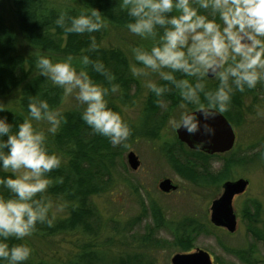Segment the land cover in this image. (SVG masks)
<instances>
[{"label":"clouds","instance_id":"9594fccd","mask_svg":"<svg viewBox=\"0 0 264 264\" xmlns=\"http://www.w3.org/2000/svg\"><path fill=\"white\" fill-rule=\"evenodd\" d=\"M119 8L129 17L125 27L130 33L154 41L149 48H131L140 65H130L132 76H147L146 70H150L171 82L204 121L228 111L234 92L243 93L245 87L252 89L264 81V0H119ZM55 23L66 33L82 34L107 28L108 18L94 7L75 16L62 9ZM97 47L95 37H91L89 50ZM73 59L69 55L53 61L37 53L35 67L65 95L76 92V99L85 105L81 119L93 132L107 137L113 145L127 140L128 124L105 99L110 91H118L119 85L101 86L90 77L87 67L91 65L109 82L115 77L87 55L79 57L82 67L77 71ZM208 77L217 81L215 89L206 86ZM146 87L157 97L166 91L151 81ZM33 121H45L47 133L55 135L64 117L46 100L34 98L28 103V115L14 132L7 118L0 117V171L11 173L0 178V185L11 194L8 198L0 194V264H24L31 255V248L24 243L10 247L6 242L9 237L22 241L38 223L52 227L56 219L44 193L54 182L47 174L59 168L62 160L48 150L45 132L35 128ZM169 123L189 135H212L215 131L207 123L201 124L192 111L180 113ZM261 156L264 158V153ZM62 182V177L55 178V183Z\"/></svg>","mask_w":264,"mask_h":264},{"label":"rangeland","instance_id":"374dc122","mask_svg":"<svg viewBox=\"0 0 264 264\" xmlns=\"http://www.w3.org/2000/svg\"><path fill=\"white\" fill-rule=\"evenodd\" d=\"M5 13L8 15L6 9ZM102 42L109 49L121 50L126 57L129 75L135 79L134 82L130 79L117 82L118 91L111 92L109 96L110 109L119 113L133 130L143 122L145 111L152 102H156V109L164 118L159 122L161 124L157 134L147 132L132 139L129 135L120 144H111L112 151L116 152V169L113 171L115 184L109 190L91 196V202L99 211L100 218L96 222L89 219L88 225L91 230H97V235L70 230L54 233L43 240L31 234L24 241L28 242L32 253L34 251L32 262L73 264L85 249H95L98 251L97 257L104 262L138 255L142 263L172 264V257L182 251L173 243L171 229L175 223L194 218L204 224L206 230L198 234L193 243V251H207L214 264H248L247 261L251 264H264V242L254 238L250 231L251 227L259 230L264 228V158L261 156L264 153V115L257 114L264 113V81H258L255 88L243 93L240 101L230 102V110L236 108L239 113L236 117L238 120L241 118L237 126L230 122L235 132L234 147L228 152L214 155L206 165L202 163L201 167L190 169L181 161L176 165L169 162L164 148L167 143L176 140V128L170 125L169 120L182 112L193 110L191 103L183 99L171 103L168 98L170 85V89L165 87L166 91L159 97L152 93L146 84L151 81L162 85L164 81L158 74L146 70L147 76L133 77L129 71L132 64L140 66L134 60L131 48H149L154 41L141 39L127 28H120L105 36ZM121 74L124 76L125 73ZM209 81L216 82L213 78H209ZM84 107L76 99L74 91L68 95L63 94L62 104L56 110L64 116L74 109L82 112ZM34 127L50 137L45 121H37ZM51 144L55 146L54 141ZM130 152L137 156V169L129 164ZM103 153L99 151L100 155ZM98 157L104 160L101 158L103 156ZM230 158L244 163L228 165L226 159ZM64 163H68V157ZM168 178L176 189L163 192L159 183ZM239 179L248 180L249 183L246 191L233 201L238 225L236 231L231 233L211 223V206L223 193L222 185L226 180ZM48 189L44 195L52 203L51 212L55 213L57 220L66 218L69 210L66 206L62 209L59 207L66 202L53 198ZM251 200L260 204L259 213L255 208L251 209L250 214L245 211V206ZM153 204L161 209L162 226H155ZM163 240L168 242L162 247L160 243Z\"/></svg>","mask_w":264,"mask_h":264},{"label":"trees","instance_id":"16d2710c","mask_svg":"<svg viewBox=\"0 0 264 264\" xmlns=\"http://www.w3.org/2000/svg\"><path fill=\"white\" fill-rule=\"evenodd\" d=\"M90 7L97 8L101 11L102 16L108 18L107 28L92 33L76 34L66 33L63 28L55 23L62 9L66 10L68 15L75 16L80 10H86ZM5 9L8 15L5 13ZM128 19L126 13L119 8V0H0V108L4 109L0 111V117L7 118V121L12 125L13 132L24 117L28 115L30 99L46 100L50 108L54 110L62 104L63 90L52 85L51 81L40 75L35 67L37 53L47 55L53 61L63 60L71 55L74 58L73 64L77 67V71L82 67L79 64V57L87 55L93 62L102 63L105 69L115 77L113 81L109 82L104 75L93 71L89 65L87 71L90 77L103 87H110V83L117 84L122 79H130L131 82H134L135 79L129 75L125 55L119 49L105 47L102 42L105 36L112 31L126 28L125 23ZM91 37H95L98 45L93 51L89 50ZM122 67H124L123 70ZM121 72L125 73L124 76ZM175 75L177 78H182L180 73H175ZM166 83L168 84L166 85ZM216 85L217 81H209L207 78L206 86L209 89H215ZM160 86L164 88L168 86L171 90L168 94L171 103L182 100L178 91L172 87L171 82L164 81ZM248 89L245 87L243 93L247 92ZM243 93L234 92L231 101H240ZM110 94L111 91L105 97L108 107ZM156 105V102L150 103L145 111V119L140 126L136 127L135 130L133 127H129L131 139L138 134L143 135L148 132L152 135L158 133V127L161 124L159 122L163 120L164 116L156 109ZM192 109H194L193 106ZM234 109L233 111L229 108L223 114L232 124L237 126L240 124L241 118L238 120L236 114L239 113L236 108ZM63 117L64 122L57 133L55 135L50 134V137L47 136L48 150L55 152L62 160L59 168L47 174L54 181L49 187L48 193L53 198L66 202L69 215L64 219H55L52 227L38 223L32 234L43 238V240H47L54 233L70 230H81L83 233L96 236L97 230L90 229L88 220L99 221L100 213L91 202V196L105 192L109 190L111 185L115 184L113 171L116 169V152L112 151L109 139L93 132L91 127L81 119V110L68 111ZM36 122H32L33 126ZM51 141L55 142V146L51 144ZM164 149L169 162L174 165L183 162L184 166L190 169H197L201 167L200 164L202 163L206 165L213 157L200 151H191L177 138L172 143H167ZM99 151L105 153L100 155ZM98 156H103L101 158L104 160ZM66 157H68L67 164L64 163ZM226 161L228 165L239 164L240 162L233 158L226 159ZM240 163L244 162L241 161ZM9 175H11L10 172L0 171V178ZM56 177H62L63 182L55 183ZM204 181L208 180L205 179ZM0 194L6 198L11 195L2 185H0ZM39 195L37 194L38 197ZM73 205L76 206L73 207ZM252 208H255L259 213L261 206L256 200H251L245 206V211L250 214ZM152 211L155 226H162L161 209L153 204ZM205 230L204 224L199 220L186 218L173 225L171 229L174 238L173 243L181 248L184 253L192 252L193 243L198 234L204 233ZM250 231L254 238L264 242V228L259 230L251 227ZM6 242L10 247L19 243L28 245L24 239L21 241L14 237H9ZM166 242L168 241H161V246L163 247ZM33 253L31 251V255ZM31 255L24 264H34ZM97 256V250L85 249L73 264H149L142 263L138 255L114 259L113 262H104ZM247 263L251 264L250 261Z\"/></svg>","mask_w":264,"mask_h":264},{"label":"water","instance_id":"95a60500","mask_svg":"<svg viewBox=\"0 0 264 264\" xmlns=\"http://www.w3.org/2000/svg\"><path fill=\"white\" fill-rule=\"evenodd\" d=\"M194 113L201 124L207 123L215 130L214 134L205 135L203 132H198L195 135H189L180 128L176 132L182 142L186 143L190 148L204 150L210 154L227 152L233 148L235 132L230 121L223 114H218L214 118L204 121L199 116V113L195 111ZM128 161L133 169H137L139 161L134 152L129 153ZM248 183V180L239 179L226 181L223 184V193L212 202L211 206V222L214 225L224 227L230 232H234L237 229V217L233 200L235 195L245 192ZM159 188L163 192H169L176 189V186L168 178L159 183ZM171 261L172 264H214L210 254L200 249L193 253L175 254Z\"/></svg>","mask_w":264,"mask_h":264},{"label":"flooded vegetation","instance_id":"af4514ba","mask_svg":"<svg viewBox=\"0 0 264 264\" xmlns=\"http://www.w3.org/2000/svg\"><path fill=\"white\" fill-rule=\"evenodd\" d=\"M191 111H195V109H193V110H191ZM214 155H216V154H214ZM214 155H213V156H214Z\"/></svg>","mask_w":264,"mask_h":264}]
</instances>
